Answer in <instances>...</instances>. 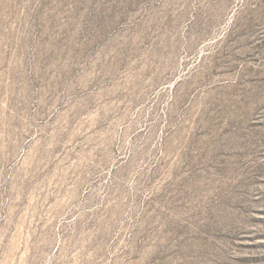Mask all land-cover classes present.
Listing matches in <instances>:
<instances>
[{
	"label": "rangeland",
	"instance_id": "1",
	"mask_svg": "<svg viewBox=\"0 0 264 264\" xmlns=\"http://www.w3.org/2000/svg\"><path fill=\"white\" fill-rule=\"evenodd\" d=\"M0 264H264V0H0Z\"/></svg>",
	"mask_w": 264,
	"mask_h": 264
}]
</instances>
